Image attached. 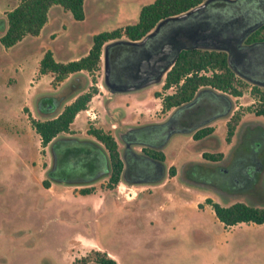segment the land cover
<instances>
[{
  "label": "rangeland",
  "instance_id": "374dc122",
  "mask_svg": "<svg viewBox=\"0 0 264 264\" xmlns=\"http://www.w3.org/2000/svg\"><path fill=\"white\" fill-rule=\"evenodd\" d=\"M152 1L85 0L82 23L70 18L61 7L54 6L49 10L50 33L47 30L39 38L27 36L9 49L0 45V264H71L74 258L94 249L91 248L93 241L109 252L118 264H264V223L240 222L223 226L205 200L222 206L235 201L252 202L264 208V199L250 197L251 201L229 192L217 175H200L205 183L198 186L181 178L185 164L207 163L200 157V150L209 151L212 144L224 155V166L229 163L234 169L243 165L242 150L245 149L238 139L242 128L248 123L264 128V117L246 110L253 101L249 94L253 83L249 80L242 78L247 88L240 96L213 90L216 95H223L228 109L206 123L212 128L209 141L192 140L194 130L173 131L162 144L155 146L163 152V177L155 182L134 183L132 189L138 195L134 201H125L124 195L118 193L117 185L124 186L119 187L123 192L129 187L130 180L124 178L123 171L122 179L112 188L105 186L107 178L102 175L75 183L73 180L86 175V165L80 161L74 168L64 170L63 164L46 173L51 163L52 141L86 140L92 138L87 128H100L114 138L119 157L124 161L125 148L138 153L142 147L126 140L130 134L164 123L172 110L175 111V108L161 110L160 101L158 110L155 109V93L161 97L173 91V88L161 89L163 79L128 90L109 91L101 75L103 53L109 50L104 44L94 83L89 74H83L89 79L84 88L93 85L99 89L100 96L87 106L92 108L81 113L67 132L57 134L43 147L30 124L31 118L44 119V115L37 112L41 97L60 86L59 82H52V78L48 81L49 75L40 78L36 72L37 56L51 46L53 35L63 38L67 46L68 55L65 50L60 58L75 57L89 44V37L135 23L141 6ZM7 3L9 0H0V12L8 7ZM207 8L180 21L176 28L172 23V40L179 37L190 40L194 27L216 24L219 15ZM166 25L161 26L162 33H167L169 26ZM127 52H111L109 77L111 72L110 80L116 83L132 80L135 73L136 64L125 61L131 58L132 51ZM145 54L146 45L138 50L136 58ZM256 59L252 58L245 68L249 69ZM202 91L209 89L202 87L197 94ZM235 111L241 114L240 122L233 136L225 142V122ZM110 123L116 125L114 129L110 128ZM251 128L249 126L243 133L248 134ZM82 147L83 144L71 142L63 149L68 148L79 158L84 155ZM80 163L82 166H77ZM170 166L174 168L173 175L168 174ZM133 168L131 176L134 177L147 179L157 175L150 165L145 169ZM192 174L195 175V170ZM81 188L91 190L81 194L78 191ZM105 191L110 199L106 198L103 203Z\"/></svg>",
  "mask_w": 264,
  "mask_h": 264
},
{
  "label": "trees",
  "instance_id": "16d2710c",
  "mask_svg": "<svg viewBox=\"0 0 264 264\" xmlns=\"http://www.w3.org/2000/svg\"><path fill=\"white\" fill-rule=\"evenodd\" d=\"M203 1L153 0L151 3L141 6L135 23L127 24L123 28L92 35L87 52L77 59L56 61L52 56V52L46 49L38 61L37 74H50L52 82H60L69 74L85 71L90 75L91 82L94 83V74L99 70L101 47L105 42L121 37L132 41L140 40L153 29L159 20L181 14ZM52 6L61 7L74 20L83 19V0H18L12 9L3 13L1 19L4 22V27L0 26V45L8 48L19 42L24 36L38 35L46 22L48 10ZM206 6L208 7L207 10L219 14L223 21L237 19L240 26L244 23L248 24L258 21V19H264V0H213ZM166 23V26H170L173 23V26L175 25L174 28H176V25L181 22L167 21ZM160 28L159 33H156L153 38L157 36L159 38L161 34H164L162 33L164 32L163 27ZM235 28L237 29L238 27L234 24ZM153 38L147 39L145 43L146 51L155 50L153 43H151ZM176 39L183 40L186 45H190V40L180 37ZM263 40L264 23L253 30L245 38L244 42L259 44ZM137 48L138 46L127 43L112 44L107 53L109 66H111V52L114 50H119L120 52L132 51L130 54L131 60L125 59V61L129 60L135 66L140 59V57L136 58L138 55ZM200 71H209L210 74H201L199 73ZM262 72L263 65L261 60H256L246 73L253 80L264 81ZM111 75L110 72V78ZM170 87L173 88L172 92L164 93L161 97L158 93H155V97H160L161 110L168 111L171 108H175L172 117L162 124L148 126L130 134L126 140L141 144L142 147L138 153L130 148H125L124 161L120 159L116 142L109 132L96 127L87 128V133L101 144L107 154L108 175L107 183L105 184L107 188H112L117 184L123 167L124 178L127 181L130 180L131 183L145 182L146 180L143 177L131 176V171L135 166L145 169L150 165L157 171L156 176L159 178L164 156L163 152L155 146L162 144L172 131L190 129L194 125L223 112L227 106V101L223 95H216L213 90L236 97L240 96L244 89L247 88V83L230 69L224 51L187 47L178 52L173 64L165 72L161 89L165 91ZM202 87L208 88L209 91H202L196 95L197 91ZM96 92L97 88L90 85L85 91L76 94L72 101L64 105L54 116L42 120L31 118L30 124L39 137L40 145L43 147L57 134L67 132L75 114L87 108L90 98ZM249 94L253 101L249 107H246V110L250 111L254 116L264 117V87L252 84L249 87ZM194 97V101L189 103ZM212 106L213 109H211ZM240 116V112L235 111L226 120L225 142H228L233 136L240 122ZM249 126H252L249 131L250 134L252 131L256 132L264 129L248 123L242 128L239 134L240 139H243V131ZM211 132L212 128L210 126L201 125L194 129L191 138L194 141L203 140L207 142L211 138L209 137ZM210 147H212L211 150H202L200 152L201 158L207 163H188L182 166V179L198 186V184H203L205 181L200 177L204 173L215 177L216 175H226L223 171L226 166L222 164V152L216 150L214 144ZM193 170H195V175L192 174ZM168 174H174L173 166L168 168ZM227 174H230L229 170H227ZM154 177H151L150 182L158 180L157 177ZM90 190V188H81L78 191L81 194H87ZM205 200L223 226H231L240 222L264 223V208L257 207L252 202L247 204L235 201L222 206L211 202L210 199L206 198ZM71 264H117V262L104 251L90 249L88 253L74 258Z\"/></svg>",
  "mask_w": 264,
  "mask_h": 264
},
{
  "label": "water",
  "instance_id": "95a60500",
  "mask_svg": "<svg viewBox=\"0 0 264 264\" xmlns=\"http://www.w3.org/2000/svg\"><path fill=\"white\" fill-rule=\"evenodd\" d=\"M213 0H204L202 3L196 5L195 7L175 16H169L159 20L152 30H150L147 34H145L140 40H115L109 43H106V47L111 46L115 43H127L129 45H135L138 47H143L147 41V39L151 38L167 21H183L188 17H191L193 14L204 11L206 5ZM225 1H233V0H225ZM193 17V16H192ZM222 20V19H220ZM218 21L216 24H212L211 26L206 27H194L193 38L190 39V45H186L183 40H171L168 42L162 43L158 49L155 51H146L144 57L140 58L136 63L135 73L132 76V80L129 83H116L110 80L109 77V64L107 61V53L108 50L103 53V77L104 83L109 91H123L132 88H136L142 86L144 84L153 82V81H161L162 77H164L165 72L170 68L173 64L178 52L181 49L187 47H193L198 49H208V50H220L226 53V61L230 69L240 76L241 78L249 80L253 84H257L259 86L264 87V81L253 80L248 76L246 72L242 70L239 71L236 68V62L241 61L243 64H248L249 61L256 57L257 55H261L264 50V40L259 43H247L244 44L245 38L258 26L264 23V19L259 21H255L253 23H249L242 28L239 27L234 29V24L237 23V19L234 20H222ZM216 25V26H215ZM242 44V45H241ZM196 97V96H195ZM195 97L189 102H193ZM188 103V104H189ZM228 105V104H227ZM227 106L223 112L219 114H223L227 111ZM172 117V115L168 118V120ZM215 116L206 119L192 128L181 131H191L206 124L209 120L214 118ZM173 132V131H172ZM170 134V133H169ZM168 134V135H169ZM167 135V137H168ZM166 137V138H167ZM165 141V140H164Z\"/></svg>",
  "mask_w": 264,
  "mask_h": 264
},
{
  "label": "flooded vegetation",
  "instance_id": "af4514ba",
  "mask_svg": "<svg viewBox=\"0 0 264 264\" xmlns=\"http://www.w3.org/2000/svg\"><path fill=\"white\" fill-rule=\"evenodd\" d=\"M217 15L219 14L216 13V16ZM218 18L222 19L220 15ZM244 24L240 26L239 22L235 23V25H237L239 29L245 26ZM172 31H174V28L169 26L167 33L161 34L159 38H157L158 36L155 38L151 37V39L153 38V40H151V43H153L155 50L158 49V47L162 43L171 41L173 39L171 37L173 35ZM244 44L247 43L244 42ZM137 49L139 50L141 49V47H138ZM256 58V60H261V64L263 65L262 73L264 75V50L263 53L261 55H257ZM126 63H130V61L127 60ZM235 65L239 71L242 70L243 72H248V69L245 68L247 64H243L241 61H237ZM130 81L131 80L122 83H129ZM61 100L62 99L60 93H51L49 95L44 94L43 97H41L40 99L39 105L37 106V112L41 115L48 116L57 110V108L61 104ZM211 109H213V106ZM250 135L251 138L248 139V136ZM55 142L56 141H52L50 144L51 163L50 168L46 172L47 174L50 170L55 167H57L56 169H59L63 164L64 170L65 168L69 167L74 168V166H76V164H78V162L80 161L84 162L86 165V178L82 177L73 181H87L89 179H94L96 176L99 175H102V177L108 175L107 154L104 149L100 148V146L96 145L94 142L88 140L78 141L75 139H65L61 141L59 140L56 143ZM71 142H78L80 144H83V156L76 158L75 156H73V152L70 151L68 148L63 149V147L68 146ZM241 144L243 145L242 148L245 149L242 150L245 155L243 165L241 167L237 166L233 169L229 163H227V166L225 163L226 167L223 168V171L226 175L217 176L219 177V180L225 184V188L233 194H238L241 196L243 195V197H246L249 200H251L250 197H253V199L255 197L258 199H264V175H261L262 171L264 170V129L256 131L254 134H250L249 132L248 135L245 133L244 138L241 139ZM90 147H92V149H89ZM57 148H60L61 151L57 152L59 151ZM71 157H73L74 159L72 160ZM77 166L81 167L82 165L80 163ZM227 170H229L230 172L229 175L227 174ZM63 171L61 172L63 173ZM88 175L90 177L87 178ZM122 175H125V172H123Z\"/></svg>",
  "mask_w": 264,
  "mask_h": 264
},
{
  "label": "crops",
  "instance_id": "0c3cea01",
  "mask_svg": "<svg viewBox=\"0 0 264 264\" xmlns=\"http://www.w3.org/2000/svg\"><path fill=\"white\" fill-rule=\"evenodd\" d=\"M84 1L85 0H83V4H84ZM17 2H18V0H9V3H7V5H8V7L6 8V9H4V11L3 12H0V26L1 27H4V22H3V20L1 19L2 17H3V13L5 12V11H8V10H10V9H12L16 4H17ZM52 7H54V6H52ZM51 8V7H50ZM50 8H49V10H50ZM48 10V15H47V19H46V22H45V24H44V26L42 27V29L40 30V32H39V34L38 35H36V36H31V37H34V38H39L40 37V35H42V34H44V32L46 33V31L50 28V23H49V18H50V11ZM83 13H84V10H83ZM71 18V17H70ZM83 20H84V16H83V19L82 20H76V21H79V22H83ZM51 32V29L50 30H48L47 31V33H50ZM53 33V32H52ZM52 33L50 34V35H52ZM25 37H27V36H24L19 42H17L16 44H18V43H20ZM51 41V46H48V47H46V48H44L43 49V51H45L46 49H49L51 52H52V56H53V58L56 60V61H67V60H73V59H77L78 57H80V56H82V55H84L86 52H87V50H88V48H89V44L87 45V46H85L83 49H82V51L78 54V55H76L75 57H73V56H64V58H60V55L61 56H63L64 55V51L66 50L67 51V46L64 44V40H63V38H61V37H59V35H53V38L50 40ZM89 41H90V37H89ZM112 41H115V40H111V41H108V42H105L104 44H106V43H109V42H112ZM16 44H14L13 46H15ZM104 44L102 45V46H104ZM13 46H11V47H8L7 49H9V48H12ZM43 51H41L40 52V55L39 56H37V59H36V63H37V65H38V61H39V59L41 58V56H42V53H43ZM102 47H101V53H100V59L102 58ZM66 55H68V51H67V54ZM69 57V58H68ZM66 59V60H65ZM100 66V65H99ZM99 69H100V67H99ZM36 72H37V68H36ZM87 74L85 71H80V72H78V73H75V74H69L67 77H65V81H60L59 83H60V86H59V88H58V90H55V91H53V94H57V93H60V95H61V104H60V106L57 108V110L55 111V112H53V113H51L50 115H48V117L47 116H44V118H49V117H52V116H54L56 113H58L61 109H62V107L64 106V105H66V104H68L70 101H72V99L75 97V95L76 94H78V93H80V92H82V91H85L87 88H84L85 86H88V84H89V79H86L85 77H84V75L83 74ZM47 75H49V80L48 81H50L51 80V78H52V76L50 75V74H42V75H40V78H42V77H44V76H47ZM101 75H102V78H103V61L101 62ZM85 79H86V81H85ZM162 79H163V77H162ZM103 92V91H102ZM197 93H198V91H197ZM196 93V94H197ZM108 94H110V93H108ZM49 95V94H48ZM97 95H99V89L97 90V92L90 98V100H89V102H88V104H87V106L89 105V104H91V102H92V100L97 96ZM100 96V95H99ZM110 98V96H108V99ZM153 100H154V102H155V109L156 110H158V102L160 101V98L159 97H153ZM99 105H100V107H101V102H100V100H99ZM92 107L90 106V107H87L85 110H81V111H79V112H77L76 114H75V116H74V118H73V120H72V122H71V124L72 123H74V121H75V119L81 114V113H85V112H88V110H90ZM107 111V110H106ZM173 110H172V112L169 114V117L173 114ZM52 115V116H51ZM166 122V121H165ZM203 125H206V124H203ZM70 126V125H69ZM115 124L114 123H110V128L111 129H114L115 128ZM175 131H181V130H175ZM185 132V131H184ZM172 133V132H171ZM92 138H88V139H86V140H88V141H92V142H94L96 145H98V146H100V148H102L103 149V147L101 146V144L93 137V136H91ZM85 140V139H84ZM136 152V151H135ZM200 152H201V150H200ZM201 157V156H200ZM225 162V159H224V155H223V162H222V164ZM161 167H162V163H161ZM123 172H124V167H123V170H122ZM122 171H121V173H122ZM120 176H121V174H120ZM106 178H107V176H105ZM157 176H155L154 178H156ZM163 177V169H162V171L160 172V176H159V178L158 179H160V178H162ZM153 178V179H154ZM122 178H119V181L121 180ZM147 179H149V180H147ZM146 180H145V182L144 183H148V182H150V180L152 179L151 177L150 178H147ZM91 180H93V179H91ZM118 181V182H119ZM153 181V180H152ZM155 181H157V180H155ZM155 181H153V182H155ZM117 182V183H118ZM75 183H77V184H81V183H79V182H75ZM134 183H136V182H128V185H129V187L127 188V191H122V189L121 190H119V187H124L123 185L121 186V185H117V190H118V193L119 194H123L124 195V199L123 200H125V201H134L135 199H137V193H135V191L132 189V187H133V185H134ZM72 184V183H71ZM163 183H160V185H162ZM134 189H136V188H134ZM137 190V189H136ZM139 190V189H138ZM141 190V189H140ZM107 191H111L110 189H108ZM112 192V191H111ZM138 192H141V191H138ZM105 193H106V191L105 192H103V199H102V202L104 203L105 202V200H106V198H109L110 199V197H108V195H107V197L105 196ZM112 194L114 195V196H117L114 192H112ZM119 197V196H118ZM102 203V204H103ZM104 205V204H103ZM91 248H94V249H99V250H101V251H103L99 246H97L95 243H94V241H93V244H92V247ZM104 252H106L110 257H112L114 260H115V258L109 253V252H107V251H104ZM117 262V261H116ZM117 264H118V262H117Z\"/></svg>",
  "mask_w": 264,
  "mask_h": 264
},
{
  "label": "built area",
  "instance_id": "2783aa9c",
  "mask_svg": "<svg viewBox=\"0 0 264 264\" xmlns=\"http://www.w3.org/2000/svg\"><path fill=\"white\" fill-rule=\"evenodd\" d=\"M199 73H201V74H205V75H208V74H210V72H209V71H207V72H205V71H200ZM170 88H172V87H170Z\"/></svg>",
  "mask_w": 264,
  "mask_h": 264
}]
</instances>
